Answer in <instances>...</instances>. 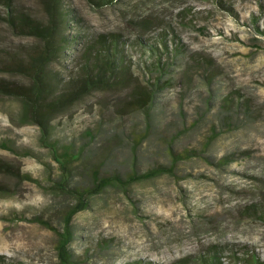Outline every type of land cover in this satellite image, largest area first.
Returning a JSON list of instances; mask_svg holds the SVG:
<instances>
[{"label": "rangeland", "instance_id": "rangeland-1", "mask_svg": "<svg viewBox=\"0 0 264 264\" xmlns=\"http://www.w3.org/2000/svg\"><path fill=\"white\" fill-rule=\"evenodd\" d=\"M8 1L46 27V0ZM261 4L121 0L97 8L87 0H66L64 8L91 37L117 33L124 40L144 36L156 43L162 28L173 30L186 48L174 60L185 57L187 66L174 72L173 86L158 93L150 120L130 106V91L110 89L50 118L45 131L23 121L20 101L0 96V161L34 179L22 182L0 173V264H61L65 219L78 201L57 189L61 170L54 156L68 150L71 187L85 191L115 176L124 182L88 195V208L73 216L71 264H195L216 248L223 264H234L228 256L233 250L264 264V219L249 210L264 204ZM0 13V49L28 58L42 48L37 38L10 28L4 4ZM168 44L172 50L173 42ZM70 56L77 55L66 56L71 71ZM190 65L199 69L186 71ZM50 70L66 80L62 59ZM0 77L29 84L24 76ZM231 93L243 108L239 113L235 106L227 118L223 103ZM74 153L80 157L74 160ZM173 159V173L131 180L169 167Z\"/></svg>", "mask_w": 264, "mask_h": 264}, {"label": "trees", "instance_id": "trees-1", "mask_svg": "<svg viewBox=\"0 0 264 264\" xmlns=\"http://www.w3.org/2000/svg\"><path fill=\"white\" fill-rule=\"evenodd\" d=\"M92 6L105 8L118 3L121 0H87ZM66 0H46L45 6L48 16V23L45 28L41 27L30 15L23 11H17L7 0H0V4L7 7L6 22L18 36L34 37L41 41L42 48L34 51L28 58L0 49V72L8 76H24L29 84H19L6 77H0V96L16 99L22 103L23 121H35L46 131L44 125L50 118L68 110L77 102L91 95L95 91L110 89L128 90L131 93L130 106L136 110H142L146 118L150 120V112L154 105L158 93L174 85V72L178 68L184 69L187 65L185 57L179 58L177 63L175 58L186 54V48L179 36L168 28L157 33L156 43L137 36L131 40H124L117 33L108 35H90L73 11L64 8ZM264 6L263 4H261ZM2 17L0 13V18ZM3 18V17H2ZM76 23V29L72 24ZM255 25L258 22L254 21ZM69 32V33H68ZM264 36V29L261 31ZM168 41L173 42L174 47L170 48ZM84 42L81 51L80 44ZM70 54L72 63L71 71L66 64ZM170 56L169 61L164 60V56ZM63 60V65L67 72L66 80H62L57 74L50 70V66L56 60ZM61 64V62H60ZM194 64V63H193ZM176 66V68H173ZM197 65H190L185 70L197 71ZM208 84L212 78L207 77ZM213 91V89H211ZM215 91L213 92V95ZM236 94L225 96L223 106L227 108L228 117L234 113L235 106H238L240 113L243 103L239 100L236 105ZM209 104H212L209 102ZM211 109L213 108L210 105ZM230 124V121L227 122ZM72 152L66 151L54 158L60 166L61 177L57 184V189L64 195L74 197L77 206L68 213L65 219L64 232L61 235V247L59 250L61 264L73 263V257L68 247L73 241V233L70 231V221L73 216L88 208V195L98 193L108 186L124 185L120 177L111 179L96 180L94 187L81 191L70 185V165ZM80 157V153H74L73 159ZM177 162L173 159L169 167L160 166L153 172L140 177L134 174L131 180H142L163 173H173V165ZM0 173L12 175L18 180L34 181L31 176L23 174L21 170L15 171L9 164L0 161ZM129 184V182H126ZM0 190H3L0 188ZM251 214L258 215L264 219V204L261 206L251 205ZM253 216V215H252ZM219 248L211 251L208 255L200 256L195 264H223L222 252ZM229 253V260L234 264H263L252 255L244 254L239 256L235 250ZM141 264V263H132ZM177 264H190V261Z\"/></svg>", "mask_w": 264, "mask_h": 264}]
</instances>
